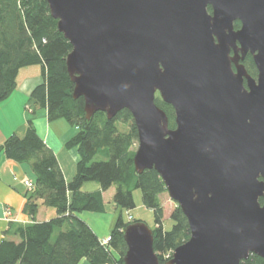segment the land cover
I'll return each instance as SVG.
<instances>
[{"label": "water", "instance_id": "water-1", "mask_svg": "<svg viewBox=\"0 0 264 264\" xmlns=\"http://www.w3.org/2000/svg\"><path fill=\"white\" fill-rule=\"evenodd\" d=\"M47 2L72 46L67 71L87 120L129 110L136 172H158L188 220L190 238L167 264L264 259V0ZM124 240V264H161L145 222Z\"/></svg>", "mask_w": 264, "mask_h": 264}, {"label": "trees", "instance_id": "trees-1", "mask_svg": "<svg viewBox=\"0 0 264 264\" xmlns=\"http://www.w3.org/2000/svg\"><path fill=\"white\" fill-rule=\"evenodd\" d=\"M235 27L239 28L240 22ZM71 51L72 46L58 30V21L52 17L47 0H0V102L17 89L21 69L41 65L43 82L33 90L30 102L34 108H47L51 120L63 118L78 128L67 147L78 148L80 156L76 175L67 182L55 152L38 134L33 117L27 122L24 137L13 134L0 146L8 159L28 163L36 176L24 209L32 223L11 225L6 234L18 240H2L0 264H81L83 260L89 264H124L128 249L124 229L140 221L123 216L124 210L136 208L135 190L142 192L144 206L154 212V249L160 263L167 264L170 260L165 255L190 238L188 220L176 206L170 216L172 228L164 229L160 195L167 189L155 170L136 172L138 133L129 110H122L112 120L103 112L87 120L84 99L73 98L74 84L66 66ZM245 65L256 78L258 71L252 56L246 58ZM155 102L167 113L169 127L175 128L173 107L159 96ZM101 153H106L109 160L94 161ZM86 182H97L101 191L82 192ZM111 188H115L113 202L120 213L110 241L105 244L78 214L104 213L103 192ZM259 201L263 204L264 198ZM41 205L53 208L56 216L36 222ZM240 264H264V259L251 254Z\"/></svg>", "mask_w": 264, "mask_h": 264}, {"label": "crops", "instance_id": "crops-1", "mask_svg": "<svg viewBox=\"0 0 264 264\" xmlns=\"http://www.w3.org/2000/svg\"><path fill=\"white\" fill-rule=\"evenodd\" d=\"M17 89L11 96L0 102V146L13 134L24 137L27 131V122L33 117L34 125L40 137L56 154L60 167L67 182H71L77 172V163L80 160L78 148H68L67 143L78 133V128L63 118L51 120L47 108H34L30 102L33 90L43 82V68L33 65L19 71ZM26 181L35 183L36 176L28 163H18L8 159L0 150V243L3 239L18 240L13 235L7 236L11 225H28L31 218L25 212L27 194L30 189ZM84 193L101 191L97 182H86L82 185ZM115 188L103 192L105 212L112 211L118 215L120 210L113 202ZM46 206L39 207L36 222H45L56 216ZM9 212V213H8ZM104 212V213H105ZM104 213L83 212L78 214L94 233L105 241L111 230L104 223L107 219ZM81 264H89L83 260Z\"/></svg>", "mask_w": 264, "mask_h": 264}, {"label": "rangeland", "instance_id": "rangeland-1", "mask_svg": "<svg viewBox=\"0 0 264 264\" xmlns=\"http://www.w3.org/2000/svg\"><path fill=\"white\" fill-rule=\"evenodd\" d=\"M138 148V145L136 147V150ZM109 156L106 153L98 154L94 161L100 162V161H108ZM134 199L136 203V208L131 211L124 210L123 216L127 220L129 219V216L134 218L135 220H140L142 222H145L151 229H154L156 227L155 224V215L154 212L151 209H148L143 204L142 199V192L140 190L134 191ZM160 201L164 208V220H163V226L165 230H170L172 228L173 222L171 220V213L177 206L176 202L171 200L168 192L163 193L160 195ZM52 212H54V209H50ZM107 219V221L104 223L106 225V228L113 229L117 220V214L116 212L108 211L103 214V216Z\"/></svg>", "mask_w": 264, "mask_h": 264}, {"label": "built area", "instance_id": "built-area-1", "mask_svg": "<svg viewBox=\"0 0 264 264\" xmlns=\"http://www.w3.org/2000/svg\"><path fill=\"white\" fill-rule=\"evenodd\" d=\"M25 185H26L30 190H32V189L34 188V184H33L32 182H30V181H26V182H25ZM8 213H9V212H8ZM129 219L132 220V217L129 216ZM109 241H110V237H108V238L104 241V243L107 244ZM173 254H174V252H169V253H167V254L165 255V259H167V260H171Z\"/></svg>", "mask_w": 264, "mask_h": 264}, {"label": "flooded vegetation", "instance_id": "flooded-vegetation-1", "mask_svg": "<svg viewBox=\"0 0 264 264\" xmlns=\"http://www.w3.org/2000/svg\"><path fill=\"white\" fill-rule=\"evenodd\" d=\"M208 10H209V12L211 13V8H210V7L208 8ZM239 28H240V27H239ZM239 28H236V27H235L236 30L239 29ZM231 55H234V52H233V51H231ZM248 56H249V55H248ZM248 56H247V57H248ZM247 57H246V58H247ZM245 60H246V59H245ZM244 64H245V61H244ZM245 66H246V65H245ZM233 69L235 70L234 65H233ZM246 69H247V68H246ZM158 96L160 97L159 93H157L156 97H158Z\"/></svg>", "mask_w": 264, "mask_h": 264}]
</instances>
